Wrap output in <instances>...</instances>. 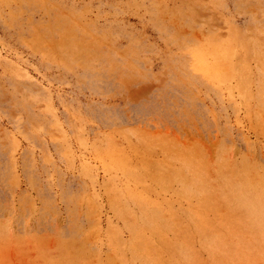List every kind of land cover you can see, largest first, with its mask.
Wrapping results in <instances>:
<instances>
[{
    "label": "rangeland",
    "instance_id": "374dc122",
    "mask_svg": "<svg viewBox=\"0 0 264 264\" xmlns=\"http://www.w3.org/2000/svg\"><path fill=\"white\" fill-rule=\"evenodd\" d=\"M0 264H264V0H0Z\"/></svg>",
    "mask_w": 264,
    "mask_h": 264
}]
</instances>
